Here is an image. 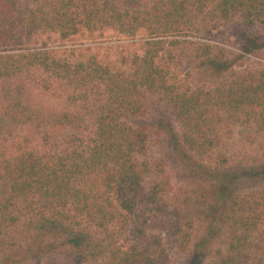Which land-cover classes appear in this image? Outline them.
Instances as JSON below:
<instances>
[{
    "label": "trees",
    "instance_id": "1",
    "mask_svg": "<svg viewBox=\"0 0 264 264\" xmlns=\"http://www.w3.org/2000/svg\"><path fill=\"white\" fill-rule=\"evenodd\" d=\"M35 1L0 0V86L28 74L45 94L65 98L60 123L71 125L79 109L94 107V129L54 145L43 131L44 112L19 99L5 105L0 88V264H39L63 251L73 264H171L163 235L151 229L165 209L164 184L144 181L147 97L158 98L176 122L171 136L182 160L215 155L214 168H222L223 141L238 126L264 139V64L235 69L213 44L189 41V61L214 79L199 85L180 77L174 55L177 37L199 32L202 19L235 22L247 50H264L257 31L264 0H136L133 7L118 0ZM106 28L141 34L142 52L124 58L127 69L112 70L93 55L72 62L36 43L40 34L64 41ZM20 126L32 132L13 135ZM7 137L15 141L7 144ZM201 197L202 230L178 227L185 241L196 237L187 264H246L255 241L264 254V190ZM93 230L101 243L91 244ZM217 241L221 247L212 252Z\"/></svg>",
    "mask_w": 264,
    "mask_h": 264
},
{
    "label": "rangeland",
    "instance_id": "2",
    "mask_svg": "<svg viewBox=\"0 0 264 264\" xmlns=\"http://www.w3.org/2000/svg\"><path fill=\"white\" fill-rule=\"evenodd\" d=\"M23 3H35V0H22ZM121 7H133L136 0H118ZM202 27L197 33H189L186 36H178L181 42L174 55L180 60L177 72L180 77L188 75L191 84L209 83L214 81L206 76L204 70L197 68L196 63L189 61L190 50L186 48L189 41L211 43L215 51L222 53L224 57L234 63L235 69H253L264 64V50L250 52L245 44L241 43L239 32L235 28V22L223 23L216 20L202 19ZM208 31L211 33L209 34ZM257 31L264 36V26H258ZM141 34L126 37L115 29L106 28L93 33L79 32L62 41L56 35L40 34L36 43L42 48H47L57 56L74 62L77 58L93 55L101 63L112 70L127 69L124 58L141 50ZM250 41V40H249ZM182 55V56H181ZM162 59H166L164 53ZM205 83V84H206ZM4 96L5 105L9 101L19 99L44 112L47 116L44 121L43 131L51 136L54 145L65 146L73 136L86 137L94 129V107L80 112V118L71 125H64L56 117L61 111L67 109L64 97L57 94H45L38 88L32 76L23 74L3 81L0 86ZM148 114L143 118L148 133V147L141 158L149 162L150 171L145 178L146 183H162L165 209L163 215L152 223V232L161 233L169 251L171 264H187V260L194 259L191 255L196 237L185 241L178 230L198 233L202 230L199 222V211H204V206L199 205L201 196H207L211 191L224 195L233 193H245L249 190H264V139L255 135L252 128L238 126L230 136L225 138L221 152L228 158V162L220 169L214 168L213 158H203V161L194 159L182 160L180 153H176L172 133L178 130L176 122L166 112L162 103L156 97H147ZM91 109V110H90ZM6 129V128H5ZM16 130V131H15ZM13 135L20 138L27 137L32 131L28 128L17 127ZM15 136V137H16ZM6 138L7 144L12 141ZM4 146L1 144L0 147ZM189 164L186 167L185 164ZM203 205H206L203 202ZM188 228V223L192 222ZM189 229V230H188ZM91 244L101 243L104 238L92 231ZM254 247L249 250L246 264H261L263 259L262 245L254 242ZM259 245L260 249H258ZM221 247V242L213 244L212 252ZM68 253L63 251L40 259L39 264H73ZM29 264H35L31 262Z\"/></svg>",
    "mask_w": 264,
    "mask_h": 264
}]
</instances>
